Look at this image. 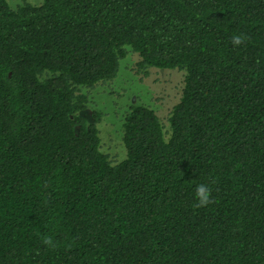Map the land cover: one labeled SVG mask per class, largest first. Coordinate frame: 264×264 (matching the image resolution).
Masks as SVG:
<instances>
[{
	"label": "trees",
	"instance_id": "obj_1",
	"mask_svg": "<svg viewBox=\"0 0 264 264\" xmlns=\"http://www.w3.org/2000/svg\"><path fill=\"white\" fill-rule=\"evenodd\" d=\"M0 264H264V0H0Z\"/></svg>",
	"mask_w": 264,
	"mask_h": 264
},
{
	"label": "rangeland",
	"instance_id": "obj_2",
	"mask_svg": "<svg viewBox=\"0 0 264 264\" xmlns=\"http://www.w3.org/2000/svg\"><path fill=\"white\" fill-rule=\"evenodd\" d=\"M11 2H18L19 0H9ZM31 2H37L38 0H28ZM129 72V71H127ZM127 74V73H126ZM125 74V75H126ZM125 81V91L126 97L131 101L139 98L142 103L154 105L161 104L163 107H168L173 102V99L176 95H174V88L177 85V81H180L181 77L179 74H169L166 72H155L150 71V74L146 78H142L140 76H135L132 72H129ZM139 78H142V81H139ZM174 87V88H173ZM137 97V98H136ZM157 100V102H155ZM111 102H116L115 99L108 100ZM110 118V117H108ZM115 129H111L110 135H114ZM108 144L117 145L119 141L108 139Z\"/></svg>",
	"mask_w": 264,
	"mask_h": 264
},
{
	"label": "clouds",
	"instance_id": "obj_3",
	"mask_svg": "<svg viewBox=\"0 0 264 264\" xmlns=\"http://www.w3.org/2000/svg\"><path fill=\"white\" fill-rule=\"evenodd\" d=\"M246 39L247 38L243 36L242 34L233 35L231 38V43L233 46H239L242 43H244ZM212 202L213 200L211 197V188L208 185L203 184V183L197 185L195 188V203L193 206L196 208H200V207L207 206L208 204ZM43 243L50 247L55 246L51 237L44 238Z\"/></svg>",
	"mask_w": 264,
	"mask_h": 264
}]
</instances>
